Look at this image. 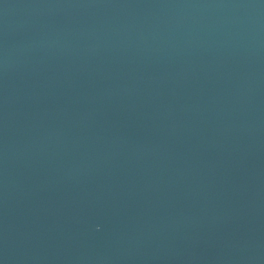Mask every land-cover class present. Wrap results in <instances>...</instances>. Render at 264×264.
<instances>
[{
  "label": "water",
  "instance_id": "1",
  "mask_svg": "<svg viewBox=\"0 0 264 264\" xmlns=\"http://www.w3.org/2000/svg\"><path fill=\"white\" fill-rule=\"evenodd\" d=\"M0 264H264V0H178L1 108Z\"/></svg>",
  "mask_w": 264,
  "mask_h": 264
}]
</instances>
